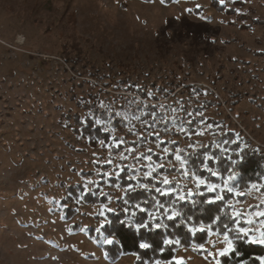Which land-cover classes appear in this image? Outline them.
<instances>
[{
  "label": "rangeland",
  "instance_id": "374dc122",
  "mask_svg": "<svg viewBox=\"0 0 264 264\" xmlns=\"http://www.w3.org/2000/svg\"><path fill=\"white\" fill-rule=\"evenodd\" d=\"M224 5L239 9L246 19L215 10L210 0H0V264H134L135 254L116 261L105 258L104 237H112L103 234L97 240L90 235L108 220L102 206L117 209L125 189L109 182L100 185L101 174L116 176L128 167L131 175L146 179L149 164H160L175 169L157 167L153 177L162 188L198 192L191 175H182L176 151L185 160V154L200 147L220 144L230 150L223 144L228 140L222 141L224 134L241 147L264 150V0L243 6L225 0ZM74 41L86 60H66L76 54L66 49ZM130 84L154 96L142 99L126 88ZM187 85L221 104L195 110L199 94L189 93ZM89 95L106 106L100 109L129 116L123 130L112 127L111 143L87 144L66 117L84 116L86 110L77 101ZM133 98L166 113L168 131L143 123L146 117L132 119L133 111L121 106ZM159 105L165 106L163 111ZM198 117L203 119L190 130L191 118ZM185 168L193 173L186 160ZM164 176L172 185H163ZM225 180L211 182L223 187ZM69 185L85 192L99 187L112 199L68 201ZM229 186L245 197L231 200L233 211L241 213L238 221L251 219L244 227L258 235L264 217L255 213L264 211V191L256 183L239 189L229 181ZM69 205L75 209L70 218L64 212ZM216 239L209 233L203 251L197 244L180 247L173 259L215 264L205 257L223 247H213Z\"/></svg>",
  "mask_w": 264,
  "mask_h": 264
},
{
  "label": "trees",
  "instance_id": "16d2710c",
  "mask_svg": "<svg viewBox=\"0 0 264 264\" xmlns=\"http://www.w3.org/2000/svg\"><path fill=\"white\" fill-rule=\"evenodd\" d=\"M144 2H152L154 0H141ZM166 4H170L177 0H161ZM249 0H237L234 3L235 6H243ZM210 6L217 11H224L225 13L232 15L236 13V8L227 7L225 5H220L218 0H210ZM198 12H201L202 9H196ZM239 20H245V15H237ZM254 22H259L258 19H255ZM242 28H250V24H242ZM66 49L68 51L73 50L76 52L74 57L70 55L66 58L67 61L78 62L80 60H86L85 54L82 52V48L79 43L74 41L73 43H67ZM70 54V53H69ZM129 91L137 93L142 99L147 98V94L143 91L141 92L140 88L133 87V85H128L126 87ZM188 92L193 94V89H195L199 96L196 98L200 104L195 106L194 109L199 111L203 108H209L214 105H220V101L216 99H209L204 97L202 90L195 87L194 85H187ZM165 94H167L165 92ZM194 95V94H193ZM96 96L89 95V98L81 101H77L79 105L85 109L84 116L80 113H73L72 115H66L68 119H73L75 124H72L71 127L73 131L83 137L85 142L91 146H98L99 139H104L105 143H111L110 133L103 132L104 125L97 126L94 123L93 119L85 120L87 114L91 111L94 112L98 118L103 120L107 119L105 115V110L99 108L98 101ZM157 98V96H155ZM131 100V99H129ZM125 100L124 105L121 106L122 109H125L127 112L131 113V110L135 112V109L140 106H134L132 109H128V101ZM158 100V99H157ZM153 105H149V111H156L159 116L163 114L158 110L156 106L154 109ZM127 107V109H126ZM200 118H191V123L189 124L190 130H195V126L198 124ZM203 119V118H202ZM146 120L152 125V120L150 116L146 117ZM127 120L123 117H116L113 119L111 127L118 130H123ZM162 128H167V124H159ZM228 139V143H223L224 146L230 148L226 153H222L221 149L212 148L210 146L200 147L193 152L185 154L186 166L193 173L201 175L202 178H205L209 181H224L228 178L229 174H234L235 179L231 180L233 186L243 189L249 187L252 183L260 185V189L264 191V150L259 149L255 146H244L241 147V143L232 142L233 137L228 134L222 135V141ZM146 138L141 139V145L145 144ZM137 143V142H135ZM115 150H120V148H114ZM258 149V151H257ZM241 150H243L241 152ZM207 153L213 156L212 160H205ZM236 153H240V156H237ZM156 158H159V155L154 154ZM232 157V159H229ZM242 157V158H241ZM233 160H236V163L233 164ZM203 163H208L213 170L219 171L220 176L212 177L207 171L202 167ZM124 170L119 173L117 176L107 177L101 174V179L98 181L100 185H106L108 182L111 185L119 184L125 189L128 188V185L131 184L135 189L124 191V194L121 198L128 201L127 205H123L122 200L119 198L117 200V209L115 212H107V218L109 223H104L101 228V232L95 230H90V235L95 239L101 240L103 234L110 237L116 238V243L113 245L103 244V249L108 253L107 258L110 261H116L119 257L125 254H135L136 259L134 264H153L157 259L161 261H169V264H174L175 260L173 259L176 253V250L180 247H191L193 244L201 245L204 244L209 238V232L205 231L203 233H197L196 235L191 234L187 230V226L181 224V221H187L188 224H191L193 221L198 226L199 224L212 225L213 231H216V222L215 216L221 214L222 211H225V204L222 201H218L213 205L209 206L205 201L207 195L210 198L214 199L215 193L207 194L206 188L201 187L197 192L196 196L191 197L186 201H178L176 204L177 209L182 213L181 217L177 221H165L169 224L167 229L154 230L152 232L143 231L140 234H137L133 229L129 228L127 224H121V221L126 218L127 215L121 212L122 207H128L129 213L132 211L137 212V216L131 217L134 223H143L147 218L146 213H139V210L135 209L137 203L141 204L142 207L151 208L155 202L156 198H159L162 203L169 205L173 204L176 195L173 193L169 197H161L159 193L156 192V187H161V182L157 181L154 177L142 179L140 178L137 183L135 180H128V176L131 175V170L128 167H124ZM161 171H173L174 168L163 167ZM155 175H157L155 173ZM145 181L149 183L150 186L147 188H141L139 184ZM162 188V187H161ZM67 191V200L68 201H80L83 203H98L104 202L106 198L100 196V188L97 187L92 192H85L83 187L69 185L66 188ZM200 191L206 193L205 197L199 195ZM95 193V194H93ZM226 199L230 200H244V195L237 196L234 192L228 194L225 192ZM64 212L68 218L72 217L75 213V209L72 206H67L64 208ZM229 215L233 212L232 206L227 208ZM224 222L230 223V227L235 228L236 222L240 226H246L245 221H238L237 217H233L231 222L227 213L223 215ZM167 238L171 239H180L181 244L168 246L163 243ZM140 242H149L152 247L150 249H140ZM237 251L240 255L230 254L226 257H219L221 264H243L244 261H248L249 264H258L256 257H264V245H252L245 240L236 241ZM161 248H164V251L161 252ZM199 252L200 249L198 250Z\"/></svg>",
  "mask_w": 264,
  "mask_h": 264
},
{
  "label": "snow or ice",
  "instance_id": "6c2138e0",
  "mask_svg": "<svg viewBox=\"0 0 264 264\" xmlns=\"http://www.w3.org/2000/svg\"><path fill=\"white\" fill-rule=\"evenodd\" d=\"M220 5H224L225 0H218ZM233 3L237 2V0H232ZM197 7H200L199 5ZM188 11H191V9H189ZM237 12V14H241L243 15V13H240L239 9L235 10ZM200 19L202 20H206V17L201 16ZM221 23H223V21H220ZM213 43L215 42L214 40L212 41ZM135 87V86H133ZM141 92H143L144 90L141 89ZM193 94L194 95H198L199 93L193 89ZM205 95H207V93H204ZM147 96L148 97H153L154 93L149 91L147 92ZM128 105H129V109H132L135 105H140V107L135 109V112L132 113V119L136 120V121H141L142 117H147L150 116L151 120H152V125L151 127H154L155 124H167L168 122V116L165 113V115L163 116H159L156 111L152 110L149 111V105L148 103H146V101H141L138 100L136 98H133L132 100L128 101ZM100 108H106V106L103 104V102H101L99 104ZM156 106L153 105L152 108L154 109ZM164 105H159V108L161 111L164 110ZM173 112L176 111V109H172ZM105 115L107 116L106 120H103L101 118H98L94 112H89L87 114V116L85 117V120L87 119H93L94 123L97 126L100 125H104L103 127V132L105 133H110V132H114L115 130L111 127L112 121L113 119H115L116 117H123L124 119H129V116L125 114V111H115V113L113 112L112 109H107L105 112ZM188 115L190 116L191 113H188ZM173 125L175 126L176 124V119L173 117ZM131 123V121H130ZM143 123L148 124V120H143ZM191 123V122H189ZM182 125H183V121H181V130L182 129ZM164 131H168L167 128L164 129ZM98 143L100 145H105V140L104 139H99ZM174 143V142H173ZM225 143H228V141H225ZM216 147L218 149H221L222 153H226L227 151H229L227 148H221L220 144H217ZM151 151V150H149ZM164 152H168L169 149L168 148H164L163 149ZM243 150H241L242 152ZM258 151V149H257ZM237 156H240V153H236ZM242 158V157H241ZM120 159L121 160H126L127 157L124 156L123 154H120ZM139 159V158H137ZM147 160L151 161L152 157L149 155L146 157ZM175 159L177 161L180 162V166L181 169H184V171L182 172L183 176H190L191 178L194 179L195 181V186L198 189H201V187H205L206 188V193L207 194H213L215 193L214 199L210 198L207 195V199H206V203L211 206L214 203L218 202V201H222L225 204V211H222L221 214H218L217 216H215V222H216V231L213 232V227L212 225H205V224H199L198 226L195 224V222L193 221L191 224H188L187 221H181V224H184L187 226V230L188 232H190L193 235H196L197 233H203L205 231L209 232V233H213L217 239L213 242V247H216L217 244L219 245H223V247H220L217 249L216 252H208L207 256L205 257V259H207L208 257H212L215 260V264H221V260L220 259H215L216 255H218L219 257H226L229 256L230 254H235V255H240V253L237 251V246H236V241H240V240H245V242L252 244V245H264V229L259 231V234L257 235L252 229L247 228V227H242L240 226V224L238 222H236V226L235 228L230 227V223L224 222L223 220V215L225 213H227V215L229 216L230 221H233V217H239L241 215L240 212L238 211H233L230 215L227 212V208H230L232 206V201L230 199H226V195L225 192L228 194H231L233 192H235V194L237 196H241L243 195V193L236 191L233 187L229 186V181L234 180L235 179V175L234 174H229L228 179L225 180L223 187H221L220 184L217 183H213L205 178H201V175L196 174V173H189V171L185 168V160L182 157V155L180 154V151H176L175 152ZM213 156L212 155H206L205 156V160H212ZM229 159H232V157H229ZM109 164L112 163V160L109 159L108 161ZM236 163V160H233V164ZM157 167L159 168H163L164 165H157L156 167H153L152 164H149L148 167V171H145V174L147 176V178H152L154 172L156 171ZM202 167L205 171H207L212 177H217L220 176L221 173L219 171L213 170L212 167L209 166L208 163H203ZM123 168H120V171H123ZM136 173L138 171H140L139 169L135 170ZM97 175H100V173H97ZM104 176H108L110 175L109 173L105 172L103 173ZM119 175V173L117 172V176ZM128 180L132 181L135 180L137 183L140 180V177H138L136 174L135 175H129L128 176ZM88 184H92L93 181H87ZM163 185H172V181L167 177L164 176L163 178ZM139 186L141 188H147L148 185L144 184V183H140ZM115 187L120 188L121 186L119 184L115 185ZM257 187V185L253 184L252 188L255 189ZM135 188L129 184L127 189H124V191H128V190H134ZM219 190V191H218ZM156 192L159 193V195L161 197H169L171 196L173 193H176V199L174 201L173 204H169L166 205L164 203H162V201L159 198L155 199L154 204L152 205V207L149 209L147 207H142L141 204L137 203L135 205V209L139 210V213H146L147 218L144 220L143 223H134L131 219V217H135L137 216V212L136 211H132L131 213H129V208L128 207H122L120 210L122 213L125 214H129L126 216V218L124 220L121 221V224H127V226L131 229H133L137 234H140L143 231H147V232H152L154 230H160V229H167L169 224L165 221H177L182 213L177 209L176 204L178 203V201H186L188 200L190 197L196 196L197 192L193 191L191 189H189L188 191H184L182 189H179L177 187H168V188H161V187H156ZM206 193L204 191H200L199 195L201 197H205ZM95 194V193H93ZM100 196H104L107 197V199L109 201H111L112 197L103 191L99 192ZM122 200L123 205H127L128 201L126 199L120 198ZM104 208V210H106L109 213L115 212L116 209L109 207L107 204L102 206ZM257 216H261L264 217V211L262 212H257L255 213ZM100 216L104 215V212L101 211L99 213ZM62 219L64 217H61ZM110 221L105 220L104 223H109ZM248 224L252 223V220L249 219L246 221ZM262 224H264V221H261ZM103 227V225H101V227H98L96 229L97 232H101V228ZM71 232V230H70ZM116 238L112 237V238H108V237H104V243L107 245H113L114 243H116ZM163 243L165 245L168 246H174V245H179L181 244V240L180 239H171V238H167L163 241ZM139 248L140 249H150L152 247V245L149 242H140L139 243ZM201 251L204 250L203 245L200 246ZM161 252L164 251V248H161L160 250ZM108 253L105 252L104 256L105 258L107 257ZM258 261V264H264V257H256L255 258ZM155 264H162V261L157 259L155 261ZM174 264H185L183 259H179L177 261L174 262ZM243 264H249L248 261H244Z\"/></svg>",
  "mask_w": 264,
  "mask_h": 264
}]
</instances>
